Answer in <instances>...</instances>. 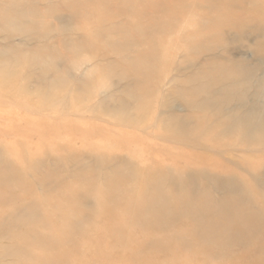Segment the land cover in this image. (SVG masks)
I'll use <instances>...</instances> for the list:
<instances>
[{"label": "rangeland", "instance_id": "obj_1", "mask_svg": "<svg viewBox=\"0 0 264 264\" xmlns=\"http://www.w3.org/2000/svg\"><path fill=\"white\" fill-rule=\"evenodd\" d=\"M71 2L0 0V13L9 12L15 17V22L0 21V71L9 74L8 83L16 85L13 90L9 84L0 85V211L5 212L0 216V264H20L21 257L31 259L36 247L44 253L58 250L45 242L49 229L44 219L46 210L26 202L29 195L40 200L48 194L51 206L75 207L91 223L100 225L106 218L94 215L95 202L82 183L103 190L117 176L118 189L111 197L118 208H123L150 173L156 172L152 188L160 194L168 192L173 170L189 161L195 163L189 158L192 154L206 158L214 166L212 180L230 173L247 177L259 192L256 199L260 203L249 206L256 215L258 204L264 207V146L249 148L245 142H238L235 134L228 136L226 144L214 146L203 137L197 123L200 115L210 117L218 111L224 119L229 114L243 115L254 105L261 111L264 93L256 88L264 78V7L260 9L257 0H206L207 8L199 0H160L161 7L179 3L181 7L171 15L173 33L164 22L150 26L163 35L162 45L170 47L171 56L147 85L154 93L153 105L147 110L141 106L145 89L130 65L139 51L150 48L143 49L138 37L129 35L130 28L123 25L127 12L111 8L114 17L104 18L94 28L101 35L99 45H85L92 25L82 27V18L74 12ZM148 16L141 18L142 23L149 21ZM156 16L164 17L160 13ZM190 20L203 28L201 37L189 36L192 44L186 49L182 35L192 29L187 26ZM208 26L215 29L204 31ZM242 61L252 73L248 90L243 92L241 87L236 94H230L229 102L217 101L222 99L218 97L221 89L228 84L211 86V81L224 72L223 65L238 67ZM205 96L207 107L200 110ZM170 123L193 131L189 136L197 142L173 134ZM101 137L113 144L104 145ZM39 141L44 145L33 148ZM7 148H14V153ZM24 148L36 154L27 171L21 160ZM255 163H259L257 169L245 171V166ZM209 190L213 200L231 195L227 188ZM8 206L17 213L21 211V215L30 212L29 223H12L6 213ZM162 206L159 208L166 211L167 207ZM167 224L168 229H161L155 236L157 242L166 245L162 249L144 246L148 255L157 258L169 249L171 253L174 235L169 232L176 223ZM15 231L27 235L26 250L21 251L15 244L10 235ZM77 241L70 239L69 247L83 252L84 246ZM108 251L114 255L121 249ZM107 263L96 259L92 264Z\"/></svg>", "mask_w": 264, "mask_h": 264}, {"label": "bare ground", "instance_id": "obj_2", "mask_svg": "<svg viewBox=\"0 0 264 264\" xmlns=\"http://www.w3.org/2000/svg\"><path fill=\"white\" fill-rule=\"evenodd\" d=\"M159 1L72 0L71 2L74 12L82 18V27L86 28L88 25H92L85 45H99L101 35L94 28L99 26L104 18L112 19L114 17V14L109 11L111 8L117 11L123 9L127 12L123 25L130 28L129 35L137 36L138 43L143 49L150 48V51H139L135 62L130 65L137 75L138 82L145 89L141 98V106L147 110L151 108L154 101V93L150 92L147 85L160 73L171 56L170 47L167 48L162 45L164 42L163 35L158 32L159 30L151 29L150 26L164 22L167 25L165 26L167 30L173 33L171 15L174 9L181 7L179 3L176 4L177 7L167 6L168 8H164L161 7ZM170 1L173 0H163V3ZM199 2H203V6L208 7L206 0H199ZM257 2L262 9L264 0H257ZM157 13L164 17L157 18ZM145 14H149V21L142 23L141 18ZM14 18L12 13H0L1 22L13 20L15 22ZM194 21L188 22L187 26L189 25L192 29L186 30L182 35L183 45L186 49H189L192 44L188 42L191 34L194 38L202 35V25ZM213 28L214 26H208L204 31L212 32ZM144 35L145 37H140ZM130 38V36H126L127 40ZM238 64V67L231 65V63L223 65L224 72L211 81V86L219 82L222 85L228 84V87L219 90L218 97L222 99L217 101L221 102L226 99L229 102L230 94H236L241 87H244L243 92L248 90L252 73L247 70L246 65L244 67L243 61L238 62ZM10 75L12 76V74ZM8 80H10L9 74L0 71V85L9 84V88H14L16 85L8 83ZM19 88L20 86L17 85V89ZM256 90L264 93V78L259 82ZM207 98L204 97V101L200 104V110L207 107ZM258 108L257 105H254L243 115L235 116L231 113L233 115L229 114L226 119L219 116V111L215 113L216 116L200 115L197 128L203 132V137L205 136L210 140L214 146L226 144V139L231 134H235V139L238 142H245L249 148L264 146V104L261 111ZM217 118L221 119L217 120ZM213 119L218 122L209 124L210 120L213 121ZM170 129L174 131L173 134L180 138H191V142H197L195 137L189 136L192 135L193 131H185L174 124L171 125ZM104 139H101L104 145L107 146L112 143V140ZM117 142L119 140L114 143ZM39 145L44 144L39 141L33 145L34 147H31L38 148ZM91 147L95 149L94 146ZM28 148H24L25 155L21 158L26 164V171L30 169L32 158L36 155L30 152ZM7 150L12 154L14 153V148H7ZM189 158L195 160V163L190 164L189 161L187 162L188 165L173 170L168 192L160 194L155 188H152L151 179L154 178L156 172L150 173L140 183L135 198L127 199L123 208H118L111 197L112 192L118 189L115 182L117 176L114 175L109 187L103 190L94 189L89 184L82 183V185H86L87 191L92 195L95 202L94 215L102 214L106 218L100 225L91 223L86 215L75 207L59 209L56 204L51 206L50 195L48 194L40 200L29 195L27 199H24L27 200L26 202L46 210L44 219L48 221L49 229L45 234V242L49 246H54L53 248L57 247L55 249L58 250L56 252L50 250V252L44 253L45 251L41 247H36V255L31 259L21 257L20 264H92L96 259L106 260L107 264L113 262L116 264H264V207L258 204L256 215L249 209V206L253 205L254 207L253 203L259 202L256 199L259 196L256 186L250 185L248 178L238 173V175L230 173L212 180L210 176H213L212 173L215 170L209 160L203 157L199 158L196 154H192ZM258 164L243 167L247 172V168L250 170L257 169ZM157 168L159 169V167ZM210 187L217 190L227 188L231 191L229 193L231 195L213 200L210 195ZM225 193L227 194V192ZM159 204H163L167 210H161L159 207L162 205L158 206ZM4 213L0 211V216ZM6 213H8V218L11 219L12 223L16 225L26 224L30 220L28 219L30 212L21 215V213L15 212L11 206H8ZM82 222L87 225H81ZM172 222L176 223V226L174 230L169 232V234L174 235L171 253L168 252L169 249L163 253L164 255L157 256V258L148 255V250L143 249L148 244L155 249L164 248L166 244L163 241L157 242L155 240L156 232L161 229L167 230L169 227L167 223ZM17 228L15 229L17 230ZM15 232L10 234L15 244L20 250H26L29 243L27 235H23L25 232ZM72 238L84 246L83 252H80L78 247H69L68 242ZM108 239H113L111 244ZM103 242L107 246H101ZM114 247L120 248L121 252L111 255L112 252L109 253L108 250ZM248 247L250 249H247ZM43 249L45 248L43 247ZM216 260L217 262H215Z\"/></svg>", "mask_w": 264, "mask_h": 264}]
</instances>
